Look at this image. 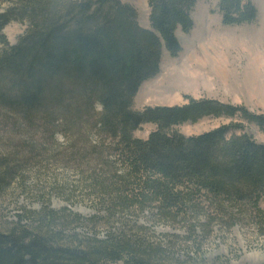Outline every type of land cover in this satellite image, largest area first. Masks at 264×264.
Returning a JSON list of instances; mask_svg holds the SVG:
<instances>
[{
    "label": "trees",
    "instance_id": "1",
    "mask_svg": "<svg viewBox=\"0 0 264 264\" xmlns=\"http://www.w3.org/2000/svg\"><path fill=\"white\" fill-rule=\"evenodd\" d=\"M0 3L9 4L0 9V40L6 46L0 48V97L8 91L10 101L23 109L16 110L17 119L26 123L41 114L56 120L59 104L70 120L71 108L94 110L96 103L103 108L96 128L111 141L107 150L115 153V163L104 178H92L109 224L152 210L153 217L171 221L199 216L202 198L222 213L232 199L248 200L264 216V144L244 132L249 123L264 134V114L190 96L184 106L133 109L142 84L160 72L164 50L172 57L182 51L176 33L193 30L195 0H148L151 29L141 27L137 9L122 0ZM220 12L229 27L257 20L251 0H222ZM13 21L29 23V30L10 46L3 31ZM68 95L78 98L69 103ZM207 117L241 121L197 137L174 131ZM145 124H154L156 131L142 140L135 134ZM29 214L0 230V264H169L167 251L155 246L160 240L143 226L119 228L103 238L99 232L70 238L68 211ZM73 216V225L83 227L84 219Z\"/></svg>",
    "mask_w": 264,
    "mask_h": 264
},
{
    "label": "rangeland",
    "instance_id": "2",
    "mask_svg": "<svg viewBox=\"0 0 264 264\" xmlns=\"http://www.w3.org/2000/svg\"><path fill=\"white\" fill-rule=\"evenodd\" d=\"M122 2L137 9L141 27L151 29L148 0ZM195 2V28L190 33L179 28L176 33L182 52L172 57L164 50L160 72L143 83L134 99V111L184 106L190 96L264 114V0H251L257 20L239 27L223 24L222 0ZM8 6L0 3L1 10ZM28 30L29 23L13 21L3 35L13 46ZM5 47L0 40V48ZM4 95L0 97L4 99L0 101V179H4L0 182V230L11 229L21 217L28 218L29 212L68 211V237L99 232L103 238L110 231L137 225L147 228L154 240H160L155 246L161 245L167 251L164 254L169 264H264V216L248 200L232 199L222 213L202 198L203 212L199 216L190 213L171 221L153 217L157 212L152 210L109 224V213L100 204L98 189L93 188V176H107L105 171L112 161L115 163L116 156L107 150L111 141L100 136L96 128L103 112L101 104L96 103L94 110L88 106L80 111L71 108L72 120L59 104L56 120L35 114L23 123L17 119V111L23 109L10 101L8 91ZM77 98L68 95L66 101L72 103ZM239 121L240 117H207L196 124L179 125L174 131L197 137ZM154 131V124H145L135 136L147 140ZM244 132L264 144V134L256 124L245 123ZM235 134L242 135L243 131ZM260 207L264 211V198ZM73 215L84 219L83 227L73 225Z\"/></svg>",
    "mask_w": 264,
    "mask_h": 264
},
{
    "label": "crops",
    "instance_id": "3",
    "mask_svg": "<svg viewBox=\"0 0 264 264\" xmlns=\"http://www.w3.org/2000/svg\"><path fill=\"white\" fill-rule=\"evenodd\" d=\"M165 54L163 55V60H164Z\"/></svg>",
    "mask_w": 264,
    "mask_h": 264
}]
</instances>
